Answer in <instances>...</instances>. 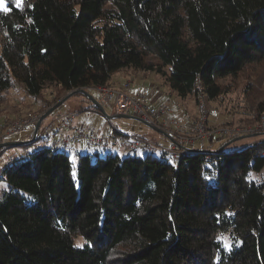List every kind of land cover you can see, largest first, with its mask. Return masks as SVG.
I'll use <instances>...</instances> for the list:
<instances>
[{
    "label": "trees",
    "instance_id": "1",
    "mask_svg": "<svg viewBox=\"0 0 264 264\" xmlns=\"http://www.w3.org/2000/svg\"><path fill=\"white\" fill-rule=\"evenodd\" d=\"M6 2L0 106L17 84L36 99L53 86L44 112L135 69L197 101L244 79L256 110L247 124L264 120V0ZM238 136L177 160L87 151L74 162L55 145L11 156L0 174V264H264V138L235 148Z\"/></svg>",
    "mask_w": 264,
    "mask_h": 264
},
{
    "label": "rangeland",
    "instance_id": "2",
    "mask_svg": "<svg viewBox=\"0 0 264 264\" xmlns=\"http://www.w3.org/2000/svg\"><path fill=\"white\" fill-rule=\"evenodd\" d=\"M140 75L142 77H139L137 81L135 80L132 84L133 92L140 89L141 90L140 92L146 95L147 102L150 103L151 106H154L159 109L158 119L155 124H151V125H155L163 129L167 133L171 134L173 136L172 142L175 141V137L179 133L186 135L187 132L183 131L182 133V130H179L180 128L178 127L177 123L185 124L187 122V116H186L187 113L190 115L189 117L194 115L193 122L197 123L196 117L198 113L199 100L197 101L194 96L193 98L195 100H193L192 97H187V98L179 97L176 94V92H174L171 89L170 85L164 80V78L160 74L152 73L151 75H148L146 77H144L141 73ZM222 82L234 84V87L238 84L239 85L233 93L227 95L226 97H220L215 100H210L207 96L201 95V98L205 102L208 110V122H207L208 128L213 129L216 128L217 126H231V125H239V126L257 125V124H253V125L247 124L248 120H253L256 110H255V106H253L249 98L244 94L243 89L241 87V84L244 83V79H239L233 82L231 79H224L222 80ZM97 88L98 86L93 87L89 93L95 99L102 100L103 94ZM55 92H56L55 87L53 86L47 87L44 91V96L41 99H36L27 94L24 84L21 83L12 87L8 92V101L0 106V131H1L0 140L4 139L5 141H14V142H25L31 140L32 137L35 135L34 127L36 124L34 125V127H28L27 129L14 133L10 136L5 135V129L12 120H16L19 117L25 116L29 112L37 114L40 117L44 112H46L51 106H53L56 103L55 102L54 104H52L44 112H41L43 106L47 103V100H51L54 97ZM68 93L69 92L64 94L62 98ZM171 93H173V96L170 95ZM85 102L89 104V102L86 101V99L80 95H74L68 98L62 105L56 108L43 120V124L41 125L38 132L41 137L36 142H34L33 145H29L27 147L17 145L11 149L4 151L0 155V168H2L8 162V159L11 156H19L21 154H25L27 152L28 147L45 145L46 138H49L47 137V134L51 133V131L49 130L50 125L58 121L59 119L58 116L60 114L63 116L67 115V117L73 115L72 117H74V115L78 113L82 115L84 119V123L79 125H82L86 128H92L94 130L100 129L101 127H105L104 124L106 121L107 125L105 131H110L111 133H113L115 129H118V127L123 129L128 127L132 129L134 124V126L136 125L135 127L137 130H143L149 132V134L144 133L138 136L137 134L138 132L127 133L129 136H131L130 138L134 139L142 136L143 138L140 139L149 141L155 147H163L161 145L168 146V140L165 137H163V135L159 131L155 130L146 123L134 118L118 117L115 115H111L110 114L111 110L112 112H115L113 110L112 103L108 102L104 105V112L101 109L100 110L91 109L94 110V112H91L88 111L90 109H84V107L87 106L84 105ZM162 109H164L165 111L164 118L170 121L171 123L167 121H160L159 119L160 115L163 113ZM131 115H133V113H131ZM92 118L95 119L97 118L96 122ZM263 121L264 120L259 121V124H261ZM164 124L166 125L165 127L163 126ZM238 135H239L238 137L232 139L233 142L235 141V145H233L235 148H241L243 146L248 145L249 143H253L255 141L263 139L264 126L260 131L256 130L250 134H238ZM50 136L52 137V133L50 134ZM226 137L229 136L223 134H215L211 137H206L197 142L204 141L205 144L202 147H207L209 145H213L214 147H216L220 145L221 142L225 141ZM169 147H164V148H169ZM198 147H201V145L198 144ZM152 153H154V155L157 157L160 156V152L158 151H153ZM141 154L144 155L145 152H141ZM71 158L73 159L74 162L77 161V157L74 153H72V151H71ZM263 172L264 170L262 171V173ZM75 241L76 244L82 245L84 242V238L79 236L75 238Z\"/></svg>",
    "mask_w": 264,
    "mask_h": 264
},
{
    "label": "built area",
    "instance_id": "3",
    "mask_svg": "<svg viewBox=\"0 0 264 264\" xmlns=\"http://www.w3.org/2000/svg\"><path fill=\"white\" fill-rule=\"evenodd\" d=\"M127 83L126 86H129ZM102 94L103 98L101 101L104 106L106 103L110 102L113 104V110L115 113H125V114H135L141 119L150 124H155L158 116L159 109L151 106L147 100L146 95L142 92L137 94H130L123 90H116L110 86H98L97 88ZM73 115L69 116L71 118ZM39 118V115L32 112L27 113L25 116L19 117L16 120H12L7 128L5 129V135H12L14 133L23 131L28 127L34 126ZM197 123L194 124L192 130L187 132L186 135L179 133L175 137V141L171 143L169 148L155 147L149 141L140 138H129L122 134H114L113 136L101 135L92 128H86L82 125H77L74 127L72 133L68 134L64 138L58 139L55 143L50 141V134H47L45 140V145L51 146L55 145L59 148L73 149L72 143H78L83 140L86 141L88 147H95L98 145H106L109 140L113 138L119 142L127 151L131 153H141V152H153L158 151L162 154L167 155L173 160H177L179 156L188 150V148L195 144L197 141L204 139L206 137H211L215 134H223L226 136L237 135V134H250L253 131H260L264 126V121L261 124L255 126H217L216 128L209 129L207 126L208 122V110L205 102L199 97L198 113H197ZM166 126L165 124L163 125ZM171 132V131H170ZM2 168H0V174Z\"/></svg>",
    "mask_w": 264,
    "mask_h": 264
},
{
    "label": "crops",
    "instance_id": "4",
    "mask_svg": "<svg viewBox=\"0 0 264 264\" xmlns=\"http://www.w3.org/2000/svg\"><path fill=\"white\" fill-rule=\"evenodd\" d=\"M139 77H142V76L140 75V72L137 71V70H135V69H124V70H120V71L116 72L113 75V77H112V79H111V81L109 82L108 85L111 88H113V89L123 90V91H126L127 93H133V94H135V93L140 92L141 90L138 89V90H136V91L133 92V90H132V86L133 85L132 84H133V82L135 80L137 81V79ZM128 82L130 84H129V86H126V83H128ZM170 95L173 96V93H171ZM192 99L195 100L193 97H192ZM84 105H87L88 106L89 104L87 102H85ZM162 110H163V113L160 115V118H159L160 121H167V122L171 123L170 121H168L167 119L164 118L165 111H164V109H162ZM88 111L94 112V110H91V109L88 110ZM171 112H172V110H171ZM110 114L111 115H116L117 113L112 112V110H111V113ZM186 116H187V122L185 124H183V123H177L178 124V127L180 128L179 130H182V133H183V131L190 132L192 130L194 124H195V122H193V120H194V117L193 116L194 115H192L191 117H189L190 115L187 113ZM58 118H59L58 121H56L55 123H53L52 125H50V128H49V130L52 133V137L49 136L50 137V141L52 143H55L60 138L66 137L68 134H70V133L73 132L75 126L84 123V119H83L82 115H80L78 113H76V115H74V117H72V118H68L67 115H64L63 116L61 114L58 116ZM90 118H91V116H90ZM92 119L96 122V119L97 118L96 119L95 118H92ZM106 125H107V123L105 121V124H104L105 127H101L100 129H96V131L99 134H106L108 136H113L114 134H122L124 136L129 137V138L131 136H129L127 133L138 132L137 133L138 136L139 135H142L144 133L149 134V132H146V131H143V130H137L136 127H135L136 125L134 126V124H133V128L132 129L131 128H128V127L127 128H124V129L118 127V129H115V131L113 133H111L110 131H105ZM31 127H34V126H31ZM34 129H35V127H34ZM161 134L163 135V137H165L168 140V146H166V145L165 146L164 145H161V146H163V147H169L171 145L172 140H173V136L171 134H169V135L168 134H163V133H161ZM135 137H137V136H135ZM137 138H143V137L140 136V137H137ZM219 139H221V138H219ZM200 142H197V143L191 145L190 148H201L205 143H204V141L201 142V143ZM198 144L201 145V147H198ZM35 147H37V146L28 147L27 148V151L29 149H33ZM71 147H73V149H71V151L75 155L78 152H87V151H91V152L100 151L101 153H106L108 151H115V152H118L120 154H127V153H129V151H127L123 146H121L113 138H111L109 140L108 144H106V145H103V144L102 145H98L97 147H88L85 140H83L81 142H78V143H72V146Z\"/></svg>",
    "mask_w": 264,
    "mask_h": 264
},
{
    "label": "water",
    "instance_id": "5",
    "mask_svg": "<svg viewBox=\"0 0 264 264\" xmlns=\"http://www.w3.org/2000/svg\"><path fill=\"white\" fill-rule=\"evenodd\" d=\"M77 91H80V92H83L86 96H88L92 102L96 105H99L100 106V109L104 112V106L102 105L101 101L98 100V99H95L94 97H92V95L82 89V90H75V91H72V92H69L67 95H65L62 99H60L58 102H56L53 106H51L46 112H44L40 117L39 119L37 120V123L35 125V135H37V133L39 132V129H40V126H41V123L43 122V120L51 113L53 112L56 108H58L60 105H62L68 98H70L74 93H76ZM115 116H118V117H127V118H134V119H138L146 124H148L149 126H151L152 128H154L155 130L163 133V134H168L166 131H164L163 129L155 126V125H151L150 123H147L146 121H144L143 119H141L139 116L137 115H131V114H125V113H120V114H116ZM242 137V136H240ZM23 142H14V141H4L2 143H0V148L1 147H4V146H8V145H22Z\"/></svg>",
    "mask_w": 264,
    "mask_h": 264
},
{
    "label": "snow or ice",
    "instance_id": "6",
    "mask_svg": "<svg viewBox=\"0 0 264 264\" xmlns=\"http://www.w3.org/2000/svg\"><path fill=\"white\" fill-rule=\"evenodd\" d=\"M15 2L17 7H21L23 5V0H15ZM0 10H3L5 12L9 11V9L6 7V0H0ZM221 239H223V237H221ZM78 246H82V245H78Z\"/></svg>",
    "mask_w": 264,
    "mask_h": 264
}]
</instances>
